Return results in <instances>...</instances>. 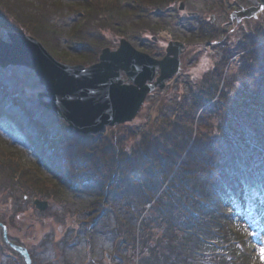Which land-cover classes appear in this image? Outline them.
Returning <instances> with one entry per match:
<instances>
[{
    "label": "rangeland",
    "instance_id": "rangeland-1",
    "mask_svg": "<svg viewBox=\"0 0 264 264\" xmlns=\"http://www.w3.org/2000/svg\"><path fill=\"white\" fill-rule=\"evenodd\" d=\"M255 1H252L254 5L245 8L241 6V0H13V8L21 7L30 17L42 22L39 27L40 39H37L57 60L66 64H82L80 58L94 55L97 56V61L92 64L97 63L105 48L118 49L123 38L156 59L166 56L171 41H181L185 47L181 55L180 71L167 80L164 89L156 88L149 94L132 122L107 126L104 132L88 135L86 137L89 138L81 139L83 141L80 143V134L73 130L76 133L73 135L56 125V144L63 150L67 148V152H64L67 158L65 162L67 168H72L71 171L68 170L66 177H72L79 182L71 187L66 180L61 182L62 178L55 170V161H42L40 145L36 148L31 146L30 137L36 130L29 126V134L20 130L14 132L13 127L3 122L2 112L0 113V264H27L25 255L16 247H22L28 252L31 264H165L162 262V255H159L161 259L155 258L152 251V256H145L144 249L146 244L154 249L158 245V237L165 234L164 228L169 224L166 221L160 224L154 222L152 230L141 231L138 217L141 211L147 213L149 205L141 203V193L137 188L130 189V201L123 203L120 197L116 198L112 194L114 200L106 198L102 206H99L102 202H98L96 207L92 203L93 196L98 195L101 189L94 182L87 184V180H91L96 173L101 178L105 173L107 175L108 170L105 167L109 166L110 159L117 158L120 152L118 150L132 159L134 152L143 147L138 143L136 133L147 128V131L151 130L157 124L160 125L159 121H163V124L165 119L170 118L172 123L179 124L181 129L184 126L187 130L185 122H191L195 116L197 128L194 135H200L204 131L207 121L214 118L211 115V105L220 96L217 95L212 101L203 97V93H206L204 86L208 85L209 91L211 84L202 80L209 73L214 77L212 83L215 86L219 83L218 86L223 87L224 82L229 83L233 75L240 73L245 64L244 55L252 57L254 49L264 47V10L257 14L258 18L239 21L233 16L236 12L259 8V0ZM110 2L112 10L102 11L101 7H106ZM181 4L184 5L183 9ZM86 8L92 14H88ZM87 21L89 24L83 27L82 32L75 31ZM20 22L11 14L6 20L0 21V38L10 41L9 28L13 29L12 32L21 33ZM247 38L262 41L256 44L257 48L243 49L249 45ZM251 41L253 45L254 40ZM258 51L260 50L256 51L257 54ZM159 74L160 68L157 69L156 77ZM0 75L1 81L10 91H23V102L33 108L39 118L44 120L46 115L47 120H50L51 114H54L60 119L55 113L41 106L38 94L45 91V87L34 71L24 66L0 67ZM240 75L244 83L251 81L250 76ZM262 77L264 80V72L259 75V79ZM123 78H126L124 73ZM215 86L214 91L219 94L222 88L219 90ZM258 94L264 105V94ZM196 95L201 96L204 104L202 108L189 105ZM181 97L184 98V104ZM196 103L200 106L201 102ZM6 111L17 112L18 117L25 122L29 121L16 105H9ZM164 114L167 117L162 119ZM233 117L236 119L237 114L234 113L230 119ZM60 121L67 124L62 119ZM256 121L264 124L260 117ZM130 125L133 127L130 130L135 132L125 135L128 138L125 151L115 142L112 143L113 153L112 147H104L106 139L113 131H119L123 135L121 131L127 132L124 129ZM121 126L124 127L123 130L120 129ZM217 134L220 135V132L214 133ZM93 139H96L94 144H99V149H90L93 148L90 147ZM259 139L263 140L264 135L261 134ZM147 142L145 150L156 149L154 145H150L155 141ZM97 150L98 153L95 152ZM192 150L198 152L195 144L192 145ZM188 151L185 154L190 156ZM184 158L183 154L180 162ZM84 162L85 165H82ZM157 162L156 155L146 160L149 165H156ZM159 163L162 165V162ZM167 163H171L169 158H166L165 164L168 165ZM98 175L95 176L99 177ZM120 185H123L122 182ZM36 200L47 202L48 207L39 210ZM244 202L237 203L242 211L232 201L221 200L220 206L225 214L227 227L231 229L233 236L240 238L237 245H242L246 253L243 263L240 259H235L234 264H264V200L256 199L249 206ZM121 205L130 207L133 215H130V210L122 212ZM98 208H101L103 215L96 217L92 214ZM117 216L127 221L126 224L118 225ZM140 234L142 236L139 238ZM146 237L148 242L144 243ZM217 246L219 245L213 249L212 246H201L196 257L197 264H229L226 260L222 263L223 259L220 263L217 254L220 248ZM156 250L162 254L169 252L164 247H157ZM225 257L231 260L229 255ZM230 264H233L232 260Z\"/></svg>",
    "mask_w": 264,
    "mask_h": 264
},
{
    "label": "trees",
    "instance_id": "trees-1",
    "mask_svg": "<svg viewBox=\"0 0 264 264\" xmlns=\"http://www.w3.org/2000/svg\"><path fill=\"white\" fill-rule=\"evenodd\" d=\"M13 4H15L13 0H0V21L6 20L10 14L16 16V19L21 21V33L40 39L39 27H41L42 22L30 17L28 13L21 10V7L13 8ZM101 9L102 11L112 10L111 2L106 7L102 6ZM93 10H95L94 6ZM86 12L92 14L88 8H86ZM23 15L25 16L23 17ZM88 24L89 21L85 22L81 28L78 27L75 31L82 32L83 27ZM11 30L13 31L12 28L8 29V31ZM74 34L76 35V33ZM247 40L249 45L243 49L248 50L251 47L257 48L258 45L256 46V44L262 41V39L257 41L254 38H247ZM251 40H254L253 45ZM257 50H260L258 54L256 53ZM253 51L252 57L247 54L244 55L245 64L240 70L243 76H250L251 81L244 83L240 73L233 75L232 81L229 83L224 82L223 87L218 86L219 83L215 86L212 83L214 77L209 73L208 76H205L204 81L202 80L206 84H211L209 91H207L208 85L204 86L206 93H203V97L212 101L217 95L220 96L211 105V115L214 118L207 121V125L204 126L206 128L200 132L203 137L201 134L194 135V130L197 128L195 116L191 122H185L188 126L187 130L183 128V123L181 129V126L175 122L172 123L170 118L165 119L163 124H161L163 121H159L158 127L156 125L149 131L147 128L141 133H136L138 134L136 139L138 138V143L143 147L136 153L134 152L132 159H129L125 152L116 148L120 152L117 154V158L110 159L109 166L105 167L108 174L105 173L101 178L96 173L95 175L99 177L92 175V179L87 180V184L94 182L101 189L98 195L94 194L93 196V206H96L98 202H102L99 205L102 206L106 198L114 200L115 197H120L123 203L127 200L130 201L132 197L130 189L135 187L141 193L139 195L141 203L145 206L146 204L149 205L147 213L141 211L138 217L141 231L152 230L154 222L160 224L166 221L169 224L164 228L165 234L158 237L156 241L158 245L154 249L151 247V250L148 244L145 245V256H152V251H154L153 256L156 258L162 255V262L165 264H197L196 257L201 246H212L211 249H213L219 245L217 247L220 250L217 254H219L220 263L222 259V263L226 260L229 264L231 260L234 264L235 259H240L241 263L244 262V258H246L245 249L242 245H237L240 238L231 234V229L225 223V214L220 210V206H222L221 200L237 203L241 197H251L252 199L263 194L264 139L259 138L261 134L264 135V124H258L256 118L260 117L264 122V105L258 94L259 92L264 94L263 77L259 79V75L264 72V47L261 46ZM80 59L82 64L90 65L97 61L95 60L97 56ZM260 61H262L261 65L257 66ZM214 86L219 90L222 88V91L220 90L218 94V91H214ZM194 90L196 91V89ZM21 93L24 95L23 91H10L9 87L0 79V113L2 112V118L16 132L20 130L29 134L28 124L20 116L18 117L17 112L6 113L9 105H16L18 110L29 118L30 127L36 129V134L30 137L31 145L32 147L40 145L42 161H55V170L62 178L61 182L66 180L69 187L79 183L77 179L66 177L68 170L71 171L72 168L66 166L67 158L64 156V152H67L65 150L67 148L63 150L56 144L58 139L54 128L58 124L65 131L68 130L73 135L76 133L54 114H51L50 120H47L46 115L44 120L39 118L34 109L23 102L24 97ZM200 97L194 96L195 99H192L189 105H193V108L195 105L202 108L204 104ZM181 98L182 104H184V98ZM196 102H201L200 106ZM234 113L237 114V118L230 119ZM165 117L167 116L164 114L161 118L164 119ZM175 124L176 126L173 127ZM123 128V126L120 127L121 130ZM130 128L133 127L127 126L124 129L127 131L125 133L121 131L123 135L119 131H113L111 136L106 139L104 147H112L114 146L112 143L115 142L119 143L121 149L125 151L127 149L125 142H128L125 135L135 132L131 131ZM219 132L220 135H214V133ZM79 138L80 143L89 137L81 135ZM95 140L93 139L91 146L89 145L93 147L90 149L98 147L99 144H94L97 142ZM148 140L155 141V143L151 142L150 144L156 147L153 151L145 150L149 144ZM178 141H184V143H178ZM193 144H195L198 152L192 150ZM187 151L190 156L185 154ZM95 152L98 153V150ZM113 152L114 147L111 148V153ZM183 154L185 155L184 159L187 158L188 160L184 161L183 159L180 162ZM155 155L158 158L156 165L155 163L147 164L146 160ZM176 155L177 158H175ZM166 158L171 161V163H167L168 165L165 164ZM159 162H162V165ZM82 165H85V162ZM62 176L66 179H63ZM121 182L122 186L120 185ZM133 203L131 202V204ZM120 208L122 212L130 210V215H133V210L130 207L121 205ZM128 214L124 216L127 217ZM92 215L102 216L101 208L95 210ZM119 218L120 216H117L118 225L126 224L127 221L123 218L119 220ZM141 236L140 234L138 237ZM146 238L144 243L148 242V237ZM157 247L168 248V254L159 253L156 250ZM197 247L198 249H196ZM227 254L231 260L226 259ZM159 258L161 259V256Z\"/></svg>",
    "mask_w": 264,
    "mask_h": 264
},
{
    "label": "water",
    "instance_id": "water-1",
    "mask_svg": "<svg viewBox=\"0 0 264 264\" xmlns=\"http://www.w3.org/2000/svg\"><path fill=\"white\" fill-rule=\"evenodd\" d=\"M257 3L259 8L236 12L233 16L239 21L258 18L257 14L264 10V0ZM8 36L10 41L0 38V67L24 66L34 71L45 87L38 94L41 106L85 136L102 133L107 126L132 122L149 94L156 88L164 89L167 80L180 71L185 47L183 42L171 41L166 56L156 59L123 38L118 49L105 48L99 62L86 66L57 60L33 36L12 31ZM158 68L160 74L156 77ZM36 206L42 210L48 204L36 200ZM16 248L25 255L27 264H31L28 252Z\"/></svg>",
    "mask_w": 264,
    "mask_h": 264
},
{
    "label": "flooded vegetation",
    "instance_id": "flooded-vegetation-1",
    "mask_svg": "<svg viewBox=\"0 0 264 264\" xmlns=\"http://www.w3.org/2000/svg\"><path fill=\"white\" fill-rule=\"evenodd\" d=\"M242 1V5L241 6H243V7H251L252 5H254V4H252V1L253 2H256L255 0H241ZM244 4V5H243ZM240 6V5H239ZM240 6V7H241Z\"/></svg>",
    "mask_w": 264,
    "mask_h": 264
},
{
    "label": "bare ground",
    "instance_id": "bare-ground-1",
    "mask_svg": "<svg viewBox=\"0 0 264 264\" xmlns=\"http://www.w3.org/2000/svg\"><path fill=\"white\" fill-rule=\"evenodd\" d=\"M107 257H109V254H107Z\"/></svg>",
    "mask_w": 264,
    "mask_h": 264
},
{
    "label": "snow or ice",
    "instance_id": "snow-or-ice-1",
    "mask_svg": "<svg viewBox=\"0 0 264 264\" xmlns=\"http://www.w3.org/2000/svg\"><path fill=\"white\" fill-rule=\"evenodd\" d=\"M262 253H264V250H262Z\"/></svg>",
    "mask_w": 264,
    "mask_h": 264
}]
</instances>
